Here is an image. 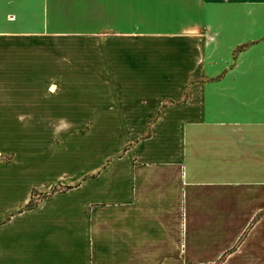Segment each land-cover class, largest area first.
<instances>
[{
	"label": "crops",
	"instance_id": "0c3cea01",
	"mask_svg": "<svg viewBox=\"0 0 264 264\" xmlns=\"http://www.w3.org/2000/svg\"><path fill=\"white\" fill-rule=\"evenodd\" d=\"M0 264H264V0H0Z\"/></svg>",
	"mask_w": 264,
	"mask_h": 264
},
{
	"label": "rangeland",
	"instance_id": "374dc122",
	"mask_svg": "<svg viewBox=\"0 0 264 264\" xmlns=\"http://www.w3.org/2000/svg\"><path fill=\"white\" fill-rule=\"evenodd\" d=\"M87 37H90V38H87L86 40H83V41L75 42L74 45L72 43H69L67 40H60V44L57 46L59 49V53L67 54L68 53L67 49L74 48L75 51L77 50L79 53H85L87 56L90 55V64H91L92 69H99V68L105 69L107 63L105 64L103 63V61L101 63L99 60L102 57L100 55L101 51H103L101 53H104L105 55L104 47L103 45H101L102 42H99V39L97 38V36H95L94 38L93 36H87ZM108 37H110L108 34L101 35V38H108ZM49 43H51V41ZM57 47L53 46V48H57ZM51 48L52 47L38 44V51L40 50L46 51L45 49H51ZM42 128L45 131L44 133H46L45 139H42V140L39 139L38 142L47 141V138L50 135V132L52 131V129H53V132H55L54 139L59 140L60 136L58 137V135L62 131L68 130L70 127L56 126V127H42ZM73 128L76 132H83V130L86 127L76 126ZM104 136L106 137L107 145H110L114 143L116 140H118L121 137V134L119 133L118 127L116 126H95V129L87 136L85 137L76 136V139L74 138V143L76 144L74 146V152L76 153L77 152L76 148L83 144L86 146H90L91 150H93L96 146L99 145L101 141H103L101 137H104ZM104 143L106 142L104 141ZM55 150H56L55 148L50 149V152L55 151ZM56 151L60 153L61 150L58 149ZM69 151H72V150H69ZM65 153H68V152H65ZM4 158L7 159V157H4Z\"/></svg>",
	"mask_w": 264,
	"mask_h": 264
},
{
	"label": "trees",
	"instance_id": "16d2710c",
	"mask_svg": "<svg viewBox=\"0 0 264 264\" xmlns=\"http://www.w3.org/2000/svg\"><path fill=\"white\" fill-rule=\"evenodd\" d=\"M8 159V158H7ZM32 205V203H29L28 206Z\"/></svg>",
	"mask_w": 264,
	"mask_h": 264
}]
</instances>
